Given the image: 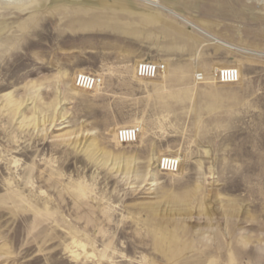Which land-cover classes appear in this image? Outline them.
I'll use <instances>...</instances> for the list:
<instances>
[{"label":"rangeland","instance_id":"374dc122","mask_svg":"<svg viewBox=\"0 0 264 264\" xmlns=\"http://www.w3.org/2000/svg\"><path fill=\"white\" fill-rule=\"evenodd\" d=\"M101 1L151 10L0 0V264H264V0H163L237 48L163 11L158 25L115 13L148 41L96 26ZM141 59L165 73L137 79ZM80 73L102 84L78 90ZM137 123L136 143H116Z\"/></svg>","mask_w":264,"mask_h":264},{"label":"bare ground","instance_id":"6f19581e","mask_svg":"<svg viewBox=\"0 0 264 264\" xmlns=\"http://www.w3.org/2000/svg\"><path fill=\"white\" fill-rule=\"evenodd\" d=\"M134 1H140V2H144V3H146V4H148L150 7H151V10H143V11H139V10H137L135 7H133L131 4H129V3H121V2H116V1H114V2H111V1H101L102 3H103V6L105 7V9H106V11H107V15L109 14V13H112V15H110L109 16V19L105 22H103L102 21V23H98V24H96V26H100V27H102V26H107L108 28H112V29H114V30H116V31H118L119 33H122L123 35H125V36H133V37H135V36H140V35H142L143 33H145V32H142L141 30H139L140 28H139V26H138V24H135V23H132V22H128V21H126V22H120V21H118V19L115 17V13H122V14H125V15H127L129 18H132V17H135V16H138L140 19H142V24L144 25V24H150V25H158V24H160L163 20H165V18H164V16H162L161 14H160V11H163V12H166V13H168V14H170L171 16H173L174 18H177V19H179V20H181V21H183L185 24H187L189 27H191L193 30H195V31H197L198 33H200L201 35H203V36H205V37H208V38H211L212 40H215L217 43H219V44H222V45H227L228 47H232V48H237V47H235V46H233L232 44H229V43H227V42H224L223 40H221V39H219V38H217V37H215L214 35H212L211 33H209V28H208V26H207V24L205 23V22H203V21H201V20H199V19H196L194 22H192V21H190V20H188V19H186L182 14H181V12L180 11H177V10H173V9H171L170 8V6L168 5V4H166L163 0H134ZM90 3H92V2H90ZM106 14V13H105ZM103 16V15H102ZM115 17L117 20H115V23H113V18L112 17ZM103 19H104V17H103ZM93 27V26H92ZM95 27V26H94ZM113 31V30H112ZM147 33V32H146ZM145 33V35H146V37L144 36L143 37V39H145V40H150V37H151V34H146ZM0 35H1V32H0ZM127 38V37H126ZM140 39V38H139ZM132 40V39H131ZM135 41V40H134ZM140 41V40H139ZM4 45L5 44V41H3V40H1L0 41V45ZM9 46H10V44H9ZM204 46V44L202 43L201 45H200V49H202V47ZM160 52V51H159ZM198 55H199V52H198V50L196 51V53L193 55V57L192 58H194L193 60H195V59H198ZM142 60V59H141ZM141 60H139L138 62H137V64L139 63V62H141ZM143 61V60H142ZM169 61H171V58H167V62H169ZM162 63V62H161ZM136 64V65H137ZM162 64H164V63H162ZM196 64V63H195ZM195 64H194V68H195ZM136 65H135V67H136ZM164 66H165V64H164ZM135 67H134V76L136 77V75H135ZM224 68H228V67H224ZM221 69H223V68H221ZM220 69V67H214V69H213V72H212V74H213V76H214V78H215V73L216 72H218L219 70H221ZM237 69V68H236ZM165 70H166V66H165V68H164V72H163V74L165 73ZM238 70V69H237ZM239 72V71H238ZM162 74V75H163ZM162 75H160V76H162ZM159 76V77H160ZM196 76V75H195ZM195 76H194V80H195ZM76 78V77H75ZM137 79H139V80H143V79H140V78H138V77H136ZM204 78V77H203ZM239 78H240V75H239ZM156 79V78H155ZM150 80H153V79H150ZM215 81H216V79H215ZM239 81V80H238ZM217 82V81H216ZM218 83V82H217ZM219 84H223V83H219ZM224 84H227V83H224ZM101 85V84H100ZM100 85H98L94 90H96L97 88H99L100 87ZM74 86L76 87V85H75V79H74ZM77 88V87H76ZM78 89V88H77ZM78 90H81V89H78ZM94 90H92V91H94ZM81 91H85V90H81ZM88 92H90V91H88ZM62 99L60 98V96H58L57 97V103H56V105H55V111L57 110V112H56V119L58 120V119H61L62 118V114H61V104H62ZM33 124H34V127L37 125H39V123H44L45 124V119L43 118V119H40V117L38 116V117H36V118H34L33 119ZM55 121V120H54ZM53 121V122H54ZM62 122H63V120H62ZM60 125V124H59ZM140 123H137V124H135V125H132V126H136V127H138L140 130H141V128H140ZM130 127V126H129ZM119 130V129H118ZM118 132V131H117ZM117 132H116V135H117ZM116 135H115V141H116ZM116 143H118L117 141H116ZM120 145V144H119ZM171 153H168L167 155H170ZM162 158V157H161ZM178 160H179V162H182V159H181V157L178 155L177 157H176ZM161 160V159H160ZM160 160H159V162H158V165H159V163H160ZM180 166H181V164H180ZM158 169H159V167H158ZM160 171V170H159ZM71 196H72V201H73V203H74V207L75 208H80L81 206L80 205H78V201L79 200H81L79 197H77V195H74L73 196V194H71ZM174 214H176V212L175 213H173V215ZM156 243V241H153V244H155ZM164 247V246H163ZM162 249H164V248H162ZM162 253H164V252H162ZM171 253H175V252H172L171 251Z\"/></svg>","mask_w":264,"mask_h":264},{"label":"built area","instance_id":"2783aa9c","mask_svg":"<svg viewBox=\"0 0 264 264\" xmlns=\"http://www.w3.org/2000/svg\"><path fill=\"white\" fill-rule=\"evenodd\" d=\"M164 64L161 62L141 61L135 67L136 77L144 80L158 78L164 72ZM215 79L218 83L233 84L239 80V72L236 68H223L215 73ZM196 81H202L203 76H195ZM102 84V78L90 73H80L75 78V85L78 89L92 91L98 85ZM141 130L136 126L120 128L116 135V141L120 145H130L137 142ZM179 160L174 156H163L158 165L163 173H175L179 169Z\"/></svg>","mask_w":264,"mask_h":264}]
</instances>
